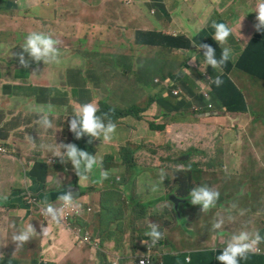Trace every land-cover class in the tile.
<instances>
[{
  "label": "rangeland",
  "instance_id": "374dc122",
  "mask_svg": "<svg viewBox=\"0 0 264 264\" xmlns=\"http://www.w3.org/2000/svg\"><path fill=\"white\" fill-rule=\"evenodd\" d=\"M103 1L105 0H50L49 3H45L42 0H18L17 8L14 9L8 5L6 10L2 8L3 4H1L0 0V92L4 89L3 85H5V82L10 81L11 88L17 95L18 100L16 101V95L10 96L8 103L14 104L15 101L16 103L12 107L10 104H7V107L15 108L24 104V108L18 107L19 111L14 114L23 116L26 120L31 119L27 127L21 126L22 129L15 131L7 152L0 153V166L5 165L9 160H15L17 163L20 162L21 171L24 173L29 170L31 175L37 177L39 182L45 184L47 190L57 184L61 186L64 176H66L67 182H71L69 174L74 173L72 164L70 162L62 163L60 159L53 160L52 155L43 151L40 145L54 144L55 142L72 143L70 134L68 133V118L65 112L74 114L75 109L82 102V100L75 96L73 90V86L78 84L83 85L89 90L90 96L88 99H97L101 103H107L112 109L118 111L134 110V114L131 115L132 119L118 118L117 123L121 128L131 130L136 128L139 132L127 135L129 131L123 129L119 132L121 138L115 136V141L112 144H102L100 147V151L106 162L110 164L108 167L117 172L118 176L120 174L122 178L124 175H122V168L120 167L122 163L120 162L121 158H119V155L122 152L132 155L146 143L163 148L165 146L166 152L170 155L179 156L178 160L181 159L183 153L179 150L181 142L190 145L208 144L219 148L227 140L235 139L234 145H264V122L262 117L264 94L254 102L248 111L260 112L259 115H256V118L248 126H240V134L238 136L232 135L229 128L231 123L240 116L239 111H235L232 117H228L225 129L220 126V123L223 122L221 118L205 120L202 122V125H191L181 128L175 118L168 119L167 116H164L166 109L165 101L161 108V114L158 115L156 112L143 114L145 118L141 119L142 110L136 106V96L128 87L134 75L129 72L123 73L122 70H118L115 67V58L118 55L117 51L119 49H134L135 47H139V45L133 41V34L130 37L124 35V40L121 41H117L115 36H112L110 32L103 33L102 35L96 34L100 29V23L109 22V28H111L115 25L112 18H117L119 14L118 10L111 12V6H107V11L105 12L102 4ZM114 1L116 6L122 11L123 27L127 28L129 32L137 28H145L149 31H164L162 23L164 9L160 8V4L163 5V0H133L131 4H127L126 0ZM198 1L208 3L209 1L215 2L216 0ZM257 1L251 0L244 5V10L248 15H251L254 11ZM151 4L155 7L150 8ZM132 7H136L138 12L144 15L137 17L123 14L125 8L133 11L135 8ZM152 9L155 10L154 13H152ZM184 9L186 14H188L187 7H184ZM236 10L233 9V11ZM174 15H180L178 8L175 9ZM219 18H221L220 15L214 16V19ZM169 19L171 20L172 18ZM45 30L54 33L62 42L63 50L59 45V49L62 52L60 63L44 67L42 65L43 62L37 65L33 61L30 68L21 67L15 54L22 51L21 45L24 43L25 37L31 31L45 32ZM93 38H95L94 41L90 40ZM90 47H95L98 50L90 52ZM146 55H156L155 57L158 58L156 70L151 75V79L157 76L162 85L168 83L172 76L177 77L178 81L183 80V76H180V73L187 62L180 56L171 53L169 47L162 46L158 51L155 48L150 49ZM146 55H139V60H144L147 57ZM196 57L200 62H204L203 51L196 53ZM78 70L81 71V75H79ZM33 71H36L35 75L32 74ZM38 84L47 85L48 90H46V95L48 97L33 98L39 93V90H33V87H38L39 89ZM176 85V82L171 83V91H173ZM195 88L197 89V84ZM26 92L30 96H27ZM145 97H147V94H145ZM153 99L155 97L151 98V100ZM42 113H47L50 119L55 121L59 117V131L63 132H56L57 127L54 123L53 129L44 130L40 128L36 124V121ZM164 118L168 121L166 126L162 123ZM2 121L0 120V123ZM0 140L6 139L0 137ZM152 150L154 153L158 151L156 149ZM213 155H215L213 162L218 166L215 170L218 183L226 190L225 199L228 197L232 199L231 205L226 208L228 216H231L232 219L243 218L250 205L258 204L259 197L262 198V203L264 204V181L263 188H261L259 179L252 177L254 178V194L249 196L240 186V179L237 174L240 167L236 161L238 158L231 156L229 160H225L223 157L224 152L220 151V149L214 152ZM202 156L203 154L195 153L193 160L196 158L202 160L205 158ZM138 158L143 159L144 157L142 155ZM148 158L154 157L148 155ZM129 159L130 157L124 159V161H128ZM68 169L71 170L69 174H66ZM147 170L148 168L141 167L139 174H143ZM170 177L164 180V187L166 186L168 189L174 183ZM32 184V179L26 177L24 179V192L30 197L32 209L36 205L38 211L42 213L43 201L33 197L34 193L30 191ZM138 187L139 185L129 186L128 183L122 186L119 184V180L116 179L113 185L102 189V193L93 192L88 188L90 195L85 200H91L93 210L85 213L88 221L82 225L83 231L98 220V222L104 224L100 227L99 236L103 238L105 243L110 245L114 250L126 252L132 249L137 255H140L141 248L147 245L133 243L140 238L142 233L149 229L148 224L150 222L157 221L158 224H162L159 231H161L163 237L165 236L164 227H170L178 222L181 228L188 229L193 224V220L198 214V209L193 208L191 211H188V206L186 205L182 206V208L176 207L178 215L176 217L171 204L173 202L169 197L168 202L170 205L164 210L163 217L160 215L162 212L157 208L154 207L148 210L143 204H139L133 200V197H139L138 199L142 201L143 193L138 190ZM55 189H58V187H55ZM114 191L121 193L122 197L112 200L109 193ZM167 193L168 191L164 195H167ZM49 202L57 204L54 201ZM98 203H101L100 207H98ZM97 209H99V212H97ZM187 212H189V215H187ZM241 212L244 214L241 215ZM28 213L30 223H33L35 220L36 224L39 223L44 224L45 227L47 226L48 218L42 217L37 213L33 214L32 211ZM249 218L251 220L258 219L256 216H250ZM261 219L264 222V217ZM205 222L209 230L212 223V215L209 212L207 213ZM118 223L129 229L130 241L133 242L130 246L122 242V228L121 225H117ZM12 224L8 219L6 222L7 228ZM175 230L180 234L178 226L175 227ZM40 239L42 240L43 237L40 236ZM49 247L51 246L43 247V255L50 251ZM159 250L161 251V247ZM69 264L75 263L70 261ZM122 264H127L125 259ZM159 264H164V257L159 258Z\"/></svg>",
  "mask_w": 264,
  "mask_h": 264
},
{
  "label": "crops",
  "instance_id": "0c3cea01",
  "mask_svg": "<svg viewBox=\"0 0 264 264\" xmlns=\"http://www.w3.org/2000/svg\"><path fill=\"white\" fill-rule=\"evenodd\" d=\"M250 1L251 0H216L215 2L209 1L207 3L198 0H163V5L160 4V8L164 9V18L162 19L164 33L171 35L186 34L192 40L195 39L198 43H203L206 38L214 35L215 30L212 28L213 22L225 23L233 29V34L229 36L228 42L224 47L232 49L233 55L231 59L236 62L243 54L256 32L254 28V25L257 23V13L254 12L255 9L251 15H248L244 10V5ZM49 2L50 0L45 1V3ZM102 4L105 12L107 11V6H111L110 11L114 12L118 10L119 14L117 18H112L115 25L109 28V22L100 23V29L96 34L102 35L103 33L110 32L112 36H115L117 41L124 40V35L130 37L131 34H133V41H135L137 29L147 30L145 28H137L129 32L127 28L123 27L122 11L116 6L115 1L105 0ZM152 7L154 8L155 6L151 4L150 8ZM184 7H187L188 14H186ZM132 8L135 9L132 11L131 9L125 8L123 14L137 17H142L144 15L138 12L136 7ZM176 8H178L180 13L179 16L174 15ZM233 9L237 10L233 11ZM154 12L155 10L152 9V13ZM234 13H236V15ZM215 15H220L221 18L214 19ZM169 18L172 19L170 20ZM45 32L50 34L54 39H58L54 33H51L49 30H45ZM95 38L90 40L94 41ZM153 48L158 51L161 49V46L140 44L139 47H135L134 49L122 48L117 51L118 55L115 58V67L118 70H122L123 73L129 72L134 75L128 87L136 96V106L142 110L141 115L153 112L158 113V115L161 114V108L165 101L166 109L164 116H167L168 119L175 118L179 125H202V122L205 120L221 118L223 122L220 123V126L225 129V124L228 123V117H232L235 113L228 111L227 107L214 97L213 90L210 88L208 76H211V73L216 71V69L198 60L196 57L198 51L195 45L193 44L190 49L170 48L171 53L180 56L187 62L183 69H188V73L183 74V69L180 73V76H183V80L178 81L177 77L172 76L169 82L164 84V86L171 87V83L176 82L177 85L175 88L180 92L178 96L170 95L171 91L166 89V87L162 90L163 85L161 86L160 83L157 82V79H159L157 76L151 79V75L156 70V67H153L152 63L158 60V58L155 57L156 55H146V53ZM97 50L98 49L95 47H90L89 49L90 52H96ZM202 51L203 50H200V52ZM139 55H146L147 57L140 61ZM120 56H126V62L129 68H127L125 61ZM192 56H195L197 59L195 66L190 62ZM257 56L255 60L252 59L253 64H255L253 69L263 71V53H258ZM42 65L44 67H50L52 64L44 65L43 63ZM78 73L81 75L80 70H78ZM232 78L243 90L247 106L250 110L254 102L260 99L264 94V79L259 76H252L240 70L233 71ZM196 84L197 89L195 88ZM37 86H39V93L33 98L36 99L41 96H47V85L38 84ZM73 90L75 96L82 100L79 106L85 103L95 102L99 108L97 115L108 113L109 118L116 124L114 137L119 136V138H121L119 132L123 129L129 131L127 135L139 132L136 128L133 130L121 128L117 123L118 118L132 119L131 115L134 114L133 109L118 111L112 109L107 103H101L97 99H88L90 92L81 84L74 85ZM206 93H208V95H206ZM145 94H147V97H145ZM204 95L207 96V99H205ZM152 97H155V99L151 100ZM169 98L172 101L168 100ZM239 112L240 116L231 123L229 128L232 135L235 136L240 134V126H248L250 122L256 118V115L258 116L260 113L254 111ZM262 113L264 122V111ZM65 115L68 118V133L70 134L72 143L77 145L80 141L81 149L84 150L82 148V142L86 136L79 140L75 139L74 134L69 130V121L73 114L65 112ZM58 119H56V121L52 120V122L57 127L55 131L61 133L63 131H59L60 125L58 124ZM30 120H27L24 124H12L7 128L6 136L2 137L6 140H0V146H2L6 152L11 144L10 140L15 131L22 129L21 126L27 127ZM165 121H167V119L164 118L162 123L164 124ZM234 143L235 139L227 140L226 143L218 148L208 144L190 145L181 142V144H179V150L183 153L181 159L177 162L178 172L176 173V178L172 179L174 183L170 189L166 186L164 187V182H159V175L162 170H164L165 178L170 177L168 166L159 164L157 160H155V158H158V151L154 153L149 143L144 144V146L134 152V160L130 159L127 162L120 161L123 163V165L120 166L123 169L122 175L124 176L119 181V184L122 186H125L126 183H128L129 186L139 185L138 190L143 193L142 200L147 201L143 205L149 204V206H147L148 210L154 207L157 208L162 212L160 215L164 214V210L170 205L168 202L169 197L172 196L175 198V195H177L176 192L181 186H183L186 193L193 187L201 185H207L219 191L220 198L217 201L216 207L208 211L209 214L212 215V223L209 230L205 222L208 212L203 213L201 211V206L192 205L187 202H181V208L186 205L188 206V211H191L193 208L198 209V214L194 218L193 224H191L188 229L181 228L178 222L175 225L167 227L164 230L165 236L154 246L151 244L150 238L145 236V233L149 231V229L142 233L140 238L133 243L130 241L129 229L121 223H118L117 225H121L122 228V242L127 246H130L131 243L144 244L143 241L148 240L147 246L142 247L141 254L137 255L132 249L126 252H120L114 250L110 245L105 243L103 238L99 236L100 227L104 224L98 222V220L95 224L86 228L81 235H79L72 226L63 225L59 227V231L55 233L51 243L47 242L44 238L41 241V256L46 259L45 264H69L70 261L74 260L79 264H122L124 259L127 264H140L139 261L147 257L146 251L148 247H151L153 250H159L161 247L160 253L152 254L153 264L156 263L155 261L157 258H163L166 255L178 257L177 261L173 264H220L216 257L222 254L225 242L233 233L246 229L250 232L258 231L261 236H264V222L261 219L264 217V204L262 203L261 197L258 198L257 205H250L247 208V213L241 219L229 220V216L226 214V208L231 205L232 199L231 197L225 199L226 190L218 183V178L215 176V170L218 166L213 162V157L215 156L213 155L214 152L220 149V151L224 152L223 157L225 160H229L231 156H236L238 158L236 161L239 163L240 167L237 172L240 179V186L249 196L254 194V178L252 177L259 179L261 188H263L264 181V145H234ZM195 153L203 154L202 157L205 158L202 160H200V158L193 160ZM142 155L144 158L139 159L138 157ZM148 155H152L154 158H148ZM52 158L53 160L59 159L58 157ZM141 167H146L148 170L143 174H139ZM70 170L71 169L67 170L66 174H69ZM99 172L100 169L98 167L94 168L93 172L89 175V179L83 182H79V177L74 172L73 174H69L71 182H67L65 176V179L62 178L63 183L61 186L57 184L47 190L46 186L39 182L37 177L31 175L29 170L24 173L21 171L20 162L17 163L15 160L7 161L5 165L0 166V181L3 184L1 190L2 196L5 199L4 203H0V223H2L8 215L12 222L23 225L30 224V216L28 213L30 210L28 205L21 200V195L19 194V192L23 190L24 179L26 177L31 178L33 181L30 190H33L35 193L40 192L37 194L41 195L42 201L45 199L48 201L57 199L60 193H64L61 192V189L64 187L65 191L70 188L74 197L83 195V199H87V194L89 192L88 188L93 192L102 193V189L114 184L110 182L112 178L101 181ZM224 173L226 174L225 171ZM156 184L159 185L158 190L152 191L151 185ZM55 187H58V189H55ZM167 191V195H164ZM189 193L190 192H188V194ZM178 194L183 197H189V195L185 196L186 194L181 191H179ZM22 195H24L23 192ZM109 196L114 200L118 197H122V194L114 191L109 193ZM138 198L139 197H133V200L138 203L141 201ZM171 204L175 211V216L177 217L176 209L173 203ZM87 205L92 206L91 200H89ZM100 206L101 203H98V207ZM88 211L89 209H84L83 214L85 215L86 212L89 213ZM97 212H99V209H97ZM187 215H189V212H187ZM218 216L225 217V225L220 235L212 231V224ZM250 216H256L258 219L251 220L249 218ZM81 220H83V218H80L77 224H80ZM32 224L38 225L39 227L41 225L39 223L36 224L35 220ZM176 226L180 228V234L176 232ZM161 227L162 226H159V228ZM3 234L6 235V242L9 244L11 233L3 229ZM88 234L91 236V240L85 241L84 237ZM44 246H51L49 247L50 251L45 255L42 253ZM259 246H264V243ZM248 261L249 260H241L240 264H246Z\"/></svg>",
  "mask_w": 264,
  "mask_h": 264
},
{
  "label": "clouds",
  "instance_id": "9594fccd",
  "mask_svg": "<svg viewBox=\"0 0 264 264\" xmlns=\"http://www.w3.org/2000/svg\"><path fill=\"white\" fill-rule=\"evenodd\" d=\"M42 1L45 2L47 0ZM254 12L257 13V23L254 25V28L258 32L264 31V0H258ZM212 28L215 30L212 38L219 46H222L219 58H217L216 50L211 45L207 43H198L195 39L190 42L195 45L198 52L203 50L204 63L206 65L222 71L223 67L233 55L232 49L223 47L227 44L229 36L233 34V29L225 23L217 22H213ZM61 43L60 40L54 39L48 33L31 31L27 34L24 43L21 45L22 51L15 55L18 57L20 66L23 68H30L33 61L37 65L40 64V62H43L44 65L58 64L60 63V55L62 53H60L59 45L63 50ZM190 62L195 66L197 62L196 57L192 56ZM182 73L187 74L188 69H183ZM32 74L35 75L36 71H33ZM209 80L217 87L223 84V80L219 76L214 80H212L210 76ZM204 96L205 99H207V96ZM98 111L99 108L95 102L85 103L75 109L69 121V130L74 134L75 139L79 140L86 136L82 142V148L84 150L80 149L75 143L55 142L54 144H41L40 147L43 151L51 153L52 157H58L62 163L70 162L75 174L79 177V182L87 181L94 168L98 167L100 169L99 176L101 181L112 178L110 182L115 183L116 179L120 181L122 177L120 174L118 176L117 172L108 167L110 164L106 162L100 151V147L102 144L109 145L115 141L114 134L116 132V124L109 118L108 113L97 115ZM36 124L44 130L53 129L54 127L47 113L40 114ZM129 157L131 160H134V153L130 155L127 152H122L121 155H119L121 161ZM121 165H123V163ZM164 180L165 174L162 170L159 182L163 183ZM151 190H158V185H151ZM89 195L88 192L87 198H89ZM189 197L192 205L201 206V211L206 213L216 207L217 201L220 198V193L212 187L201 185L193 187L190 190ZM76 201L77 198H74L70 188L66 191L64 190V193L58 196L57 203L59 206L45 199L41 211L42 214L48 218V222L46 227L44 224L40 225V236L47 238L51 231L50 225L53 223L58 226L61 225L66 212L80 214L81 205ZM88 202L89 200H85V209H88V206H90L87 205ZM243 214L244 213L241 212V215ZM8 219L10 223H13L9 228L6 226ZM228 219L231 220L232 217L229 216ZM224 225L225 217L218 216L212 224V231L220 235ZM22 226L23 224L12 222L7 215L6 219L0 223V251L9 248V244L6 242V235L3 234V229L11 233V241L15 245V252L22 249L33 239L34 235L38 233L32 223L27 224L24 228L19 230ZM148 227L150 230L145 233V236L150 238L151 244L154 246L163 238V234L159 231V227L156 223L150 222ZM143 243L147 245L148 240H144ZM262 243H264V236H261L258 231L250 232L246 229H242L230 236L225 242L222 254L218 255L216 259L220 264H240V261L247 259L249 254L257 253L260 250L259 245ZM15 252L13 254H15ZM140 264H145V261L141 260Z\"/></svg>",
  "mask_w": 264,
  "mask_h": 264
},
{
  "label": "trees",
  "instance_id": "16d2710c",
  "mask_svg": "<svg viewBox=\"0 0 264 264\" xmlns=\"http://www.w3.org/2000/svg\"><path fill=\"white\" fill-rule=\"evenodd\" d=\"M2 2V3H1ZM1 4H3L4 9L7 10L8 5L12 6L14 9L16 8V5L14 3H12L10 0H1ZM127 4H131L133 2V0H126ZM236 15V13H234ZM213 36H210L208 38H206L204 40L203 43H207L209 45H211L215 50H216V56L217 58L220 57L221 55V51H222V46H219V44L212 38ZM58 38V37H57ZM58 40H60L58 38ZM192 39L190 37H188L186 34H179V35H171V34H166L164 33V31H158V30H154V31H149V30H142V29H137L136 31V38H135V42L138 45H151V46H165V47H169V48H179V49H190L193 45V43H191ZM224 47V46H223ZM258 53H263V71H259L256 69H253V66L255 64H253L252 59H256L258 56ZM121 58H123V60L125 61V64L127 65L126 62V56H120ZM153 67L157 66V60L154 61L152 63ZM235 70H240L243 72H246L248 74H251L252 76H259L261 78L264 79V31L258 32L256 31L253 38L251 39V41L249 42V44L247 45L246 49L244 50L243 54L239 57V59L235 62L232 59H230L228 61V63L223 67L222 71L221 70H216L213 71V73H211V78L212 80H214L217 76L221 77V79L223 80V84L219 87H217L214 83H212V88H213V95L215 98H217L224 106L227 107L228 111L230 112H235V111H245L248 112L249 111V107L247 106V102H246V98L244 95L243 90L234 82L233 78H232V73ZM205 78V77H203ZM160 83V85L162 86V83L160 81V79H158V81ZM4 89L1 90L0 92V120H3L2 123H0V137H5L6 136V130L7 128L12 125H18V124H24L26 123V119L23 118V116H19V115H15V112H18L19 109L18 107H23L24 108V104L15 107V108H9L7 107L8 103V98L10 96H15L16 94L13 92L12 88H11V84L10 81H6L5 85H3ZM163 88L162 90L164 89ZM32 89V88H31ZM33 90L36 91L38 90L37 87H33ZM162 93V92H161ZM27 96H30L29 93L26 92ZM172 95V94H170ZM17 97V95H16ZM18 100V97L16 99V101ZM170 101H172L170 98L168 99ZM15 101V103H16ZM14 103V104H15ZM14 104H10L11 107ZM145 115L141 116V119L145 118ZM168 121L164 122V126H166ZM191 125H187V126H183V125H179V127L181 128H186L189 127ZM77 146L81 149V142L79 141L77 143ZM150 147H152V149H156L158 150L157 154H158V158H155V160H157V162L159 164H164V166H168V169L170 171V178H176V173L178 172V158L179 156H173L170 155L168 152H166L165 150V146L163 147H157L154 146L153 144H149ZM63 179H65V176L63 177ZM63 182H61L62 185ZM2 182L0 181V203H4L5 199L2 196ZM45 185V184H44ZM34 193V196L41 200V195L35 193L33 190H30ZM181 191L182 193L186 194L185 196H188V192H185V190L183 189V186L179 187L177 190V194L178 192ZM22 192L24 195H22ZM19 194L21 195V200L24 203H28V197L25 195L24 189L22 191L19 192ZM179 195V194H178ZM54 202L57 203V199L53 200ZM147 201H140L138 202L139 204H145ZM57 206L58 203H57ZM145 207L149 206V204L143 205ZM34 213H37L39 215H41L42 217H45L42 213H40L38 211V208L35 206V208H33L32 210H30ZM162 216L164 217V214H162ZM76 218L78 220H80V218L78 216H76ZM48 222V220H47ZM85 222H87L86 220H81L80 224L84 225ZM154 223H156L159 226H162V224H158L157 221H154ZM38 233H36L33 237L32 240H30L25 246L24 248L18 250L15 252V245L12 243V241L10 240L9 243V248H5L3 250L0 251V263L2 264H45L46 259L43 258L41 256V239L39 236V230L40 227L38 225H34L32 224ZM65 225L64 223H62L61 225H56L55 223L50 225L51 231H50V235L47 238H44L47 240V242L52 241L55 233H58L59 231V227ZM25 225H23L19 230H21L22 228H24ZM164 227V226H163ZM167 228V227H166ZM164 227V230L166 229ZM18 230V231H19ZM150 230V229H149ZM24 250V253H23ZM15 252V254H13ZM214 258V257H213ZM178 259L177 256L174 255H166L164 256V264H173L174 262H176ZM201 260V259H200ZM245 260H249L246 264H264V255H258V254H253V255H249L247 257V259ZM75 264H79L77 261H72ZM155 264H159V259L157 258ZM153 264L152 261V257H151V263Z\"/></svg>",
  "mask_w": 264,
  "mask_h": 264
},
{
  "label": "built area",
  "instance_id": "2783aa9c",
  "mask_svg": "<svg viewBox=\"0 0 264 264\" xmlns=\"http://www.w3.org/2000/svg\"><path fill=\"white\" fill-rule=\"evenodd\" d=\"M210 78V76H208V79ZM158 81V79H157ZM210 82V88L211 87V80H209ZM171 87H167L166 86V89L170 90ZM171 93L175 96H178L179 95V90L174 88L173 91H171ZM206 95H208V93H206ZM0 151L1 152H5V149L0 146ZM26 195V193H25ZM27 196V195H26ZM28 197V196H27ZM34 198H36L34 195H33ZM83 195H80L79 197H74V198H77V203H79L81 205V211H80V214H76V213H71V212H66L65 213V217H64V220H63V223L67 226H72L74 227V229L76 230V232L81 235V233L83 232V227L81 224H77V221L78 219L76 218V216H78L79 218H83V220H86L88 221V217L86 215L83 214V210L85 209V200L82 199ZM37 199V198H36ZM39 200V199H37ZM27 205L29 206V210H32V202L30 201V197H28V203ZM36 206V205H35ZM34 206V208H35ZM37 207V206H36ZM88 209L89 211H92L93 208L91 206H88ZM84 240L85 241H90L91 240V236L88 234L84 237ZM259 251L256 253L258 255H264V246H259ZM161 251L160 250H153L151 247H148V250L146 251L147 253V257L141 259V260H144L145 261V264H150L151 263V257H152V254L153 253H160ZM140 260V261H141ZM139 261V263H140Z\"/></svg>",
  "mask_w": 264,
  "mask_h": 264
},
{
  "label": "water",
  "instance_id": "95a60500",
  "mask_svg": "<svg viewBox=\"0 0 264 264\" xmlns=\"http://www.w3.org/2000/svg\"><path fill=\"white\" fill-rule=\"evenodd\" d=\"M64 190H65V187L63 188V189H61V192H64ZM61 194V193H60ZM59 194V195H60ZM177 194V193H176ZM180 195H175V198L174 197H170L171 198V200H172V202L174 203V206H175V208L176 207H179V205H180V203L181 202H187V203H190V198L189 197H183V196H180ZM180 207H181V205H180Z\"/></svg>",
  "mask_w": 264,
  "mask_h": 264
},
{
  "label": "flooded vegetation",
  "instance_id": "af4514ba",
  "mask_svg": "<svg viewBox=\"0 0 264 264\" xmlns=\"http://www.w3.org/2000/svg\"><path fill=\"white\" fill-rule=\"evenodd\" d=\"M12 3H14L16 5V8L18 7V0H10Z\"/></svg>",
  "mask_w": 264,
  "mask_h": 264
}]
</instances>
